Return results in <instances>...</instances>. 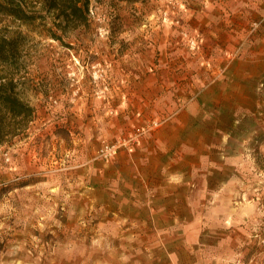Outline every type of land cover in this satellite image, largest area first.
<instances>
[{"label":"rangeland","instance_id":"374dc122","mask_svg":"<svg viewBox=\"0 0 264 264\" xmlns=\"http://www.w3.org/2000/svg\"><path fill=\"white\" fill-rule=\"evenodd\" d=\"M15 1L31 19L0 11V36L32 114L0 147V264H264V0H89L63 29ZM185 122L213 194L182 240L126 207L135 149Z\"/></svg>","mask_w":264,"mask_h":264},{"label":"crops","instance_id":"0c3cea01","mask_svg":"<svg viewBox=\"0 0 264 264\" xmlns=\"http://www.w3.org/2000/svg\"><path fill=\"white\" fill-rule=\"evenodd\" d=\"M193 113L187 111V115ZM185 129L186 122L172 128H169V124L163 125L147 137L144 150L140 145L135 149L137 164L147 163L148 168L144 171L142 168L135 176V185L131 187L135 189V197L126 207L130 211V221L135 225H146L149 227L146 231L160 235L176 229L173 234L177 235V239L181 235L182 240L189 239L187 233L199 235L201 210L208 205L206 195L213 194V178H208L213 177V170L201 167L207 164L202 163L206 158L203 156V146L206 144L201 140L200 132L187 136ZM188 158H193L198 164L195 162L188 168ZM170 160L176 161V165L171 166ZM211 161L209 159L208 164H212ZM143 178L153 180V183L146 186ZM210 207L213 209L212 205ZM253 207L255 205L252 206L250 202L241 206V216L237 219L242 220L243 214Z\"/></svg>","mask_w":264,"mask_h":264},{"label":"trees","instance_id":"16d2710c","mask_svg":"<svg viewBox=\"0 0 264 264\" xmlns=\"http://www.w3.org/2000/svg\"><path fill=\"white\" fill-rule=\"evenodd\" d=\"M41 11L53 14V23L64 27L77 28L88 24L89 0H37ZM15 0H0V11L26 23L31 16L24 14ZM55 37V36H53ZM55 39H59L56 38ZM19 55L17 38L0 36V147L8 137L23 128V122L31 117L32 110L16 93L13 68Z\"/></svg>","mask_w":264,"mask_h":264}]
</instances>
